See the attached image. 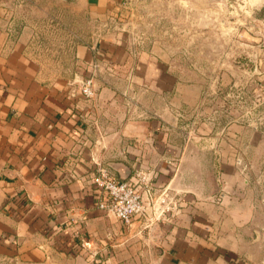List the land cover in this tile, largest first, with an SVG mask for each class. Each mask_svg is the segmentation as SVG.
I'll return each instance as SVG.
<instances>
[{
    "label": "crops",
    "instance_id": "obj_1",
    "mask_svg": "<svg viewBox=\"0 0 264 264\" xmlns=\"http://www.w3.org/2000/svg\"><path fill=\"white\" fill-rule=\"evenodd\" d=\"M74 3V11L99 22L118 0ZM6 7L0 3V264H264L258 208L211 191L200 197L180 175L189 159L167 139L163 121L171 113L153 112L152 119L130 93L144 79H131L137 65L123 44L100 47L115 75L99 79L96 96L86 100L81 82L95 44L73 32L71 70H57L39 57L37 32L28 33ZM154 84L160 93L172 89L173 105L195 106L179 80ZM99 167L119 181L152 172L148 215L161 197L176 200L174 214L125 225L97 209Z\"/></svg>",
    "mask_w": 264,
    "mask_h": 264
},
{
    "label": "rangeland",
    "instance_id": "obj_2",
    "mask_svg": "<svg viewBox=\"0 0 264 264\" xmlns=\"http://www.w3.org/2000/svg\"><path fill=\"white\" fill-rule=\"evenodd\" d=\"M74 2L0 0L28 33L37 32L39 57L57 70H71L73 32L86 45L123 44L137 65L131 79H144L130 93L149 116L179 111L163 126L189 159L180 175L200 197L211 191L249 201L264 224V0H118L99 22L74 11ZM158 79L186 85L195 106L173 105L172 89L160 93Z\"/></svg>",
    "mask_w": 264,
    "mask_h": 264
},
{
    "label": "built area",
    "instance_id": "obj_3",
    "mask_svg": "<svg viewBox=\"0 0 264 264\" xmlns=\"http://www.w3.org/2000/svg\"><path fill=\"white\" fill-rule=\"evenodd\" d=\"M94 57L89 64V75L81 82V95L86 100L96 96V83L105 76L115 75L112 62L103 58L100 47L93 46ZM152 172L136 170L133 176L125 181L116 180L109 169L99 167L95 177L93 197L96 208L114 215L125 225H130L136 219H145L149 223L162 217L174 214L177 205L172 199L159 198L154 205L152 215H148L145 195L153 191Z\"/></svg>",
    "mask_w": 264,
    "mask_h": 264
}]
</instances>
